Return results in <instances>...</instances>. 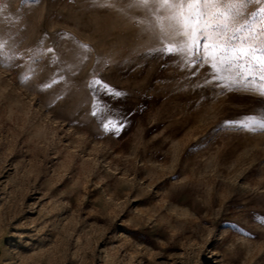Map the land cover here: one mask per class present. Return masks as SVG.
<instances>
[{
  "label": "rangeland",
  "instance_id": "rangeland-1",
  "mask_svg": "<svg viewBox=\"0 0 264 264\" xmlns=\"http://www.w3.org/2000/svg\"><path fill=\"white\" fill-rule=\"evenodd\" d=\"M160 15L0 0V264H264V85L157 51Z\"/></svg>",
  "mask_w": 264,
  "mask_h": 264
},
{
  "label": "snow or ice",
  "instance_id": "snow-or-ice-1",
  "mask_svg": "<svg viewBox=\"0 0 264 264\" xmlns=\"http://www.w3.org/2000/svg\"><path fill=\"white\" fill-rule=\"evenodd\" d=\"M133 2L145 8L149 5V0ZM151 3L161 14L157 25L163 18L170 21L167 30L160 28L161 42L167 40L168 43H163L157 51L171 57L180 56L190 66L206 65L217 87L232 90L242 83L244 86L252 82L264 85V16L261 15L264 8L250 14L253 23H249L248 17L241 22L239 18L243 13L236 11L248 4L264 3V0H151ZM148 54H152L151 50ZM221 64L223 71L230 73L235 69L236 79L225 83V77L217 71ZM89 87L110 91V86L100 79L93 80ZM259 91L264 96V86L259 87ZM114 94L120 95L119 92ZM225 123L238 124L237 121ZM251 124L264 129V121L257 123L253 118ZM238 126L250 128L249 124Z\"/></svg>",
  "mask_w": 264,
  "mask_h": 264
}]
</instances>
